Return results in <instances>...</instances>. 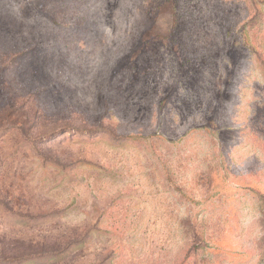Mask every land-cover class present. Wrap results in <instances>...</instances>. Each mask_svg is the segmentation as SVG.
<instances>
[{
	"label": "rangeland",
	"instance_id": "obj_1",
	"mask_svg": "<svg viewBox=\"0 0 264 264\" xmlns=\"http://www.w3.org/2000/svg\"><path fill=\"white\" fill-rule=\"evenodd\" d=\"M0 264H264V0H0Z\"/></svg>",
	"mask_w": 264,
	"mask_h": 264
}]
</instances>
